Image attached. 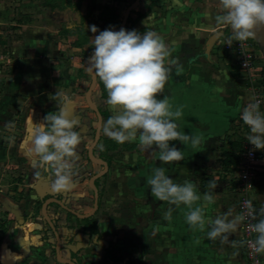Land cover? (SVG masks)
Masks as SVG:
<instances>
[{
    "label": "crops",
    "instance_id": "obj_1",
    "mask_svg": "<svg viewBox=\"0 0 264 264\" xmlns=\"http://www.w3.org/2000/svg\"><path fill=\"white\" fill-rule=\"evenodd\" d=\"M69 1L73 3L74 0ZM79 1L80 13L59 4V0L53 8L44 6L41 0H0V42L12 58L0 86V225L3 229L0 264H47L49 261L53 246L41 207L35 209L37 202L54 197L80 215L93 208L94 194L88 182L102 167L95 166L87 158L94 138L89 136L91 116L87 112L82 116L87 132L76 149L75 184L70 191L54 192L51 175L45 173L27 151L31 124L39 123L46 114L57 110L53 95L58 89L73 98V114L78 109L83 111L85 98L82 100L79 93H82L84 52L88 45L75 47L73 44L79 38L70 32L82 27L81 17L86 16L82 29L90 36L91 43L92 20L101 18L110 0ZM191 1L197 5L202 2ZM150 14L153 17L154 14ZM149 20V16L141 17L135 29L141 33L155 31L160 35L159 30L148 24ZM6 28L9 31L6 32ZM61 30L66 33L60 35ZM185 65L179 75L173 68L159 98L169 96L173 110L182 106L183 116L177 121L179 130L200 135L201 144L194 148L191 144L186 146L180 141H171L170 146L184 151V160L171 164H162L158 155L142 150L138 142H127L136 150L120 146L109 152L108 171L97 180L98 209L91 217L97 226V234L92 235L99 243L97 248L92 245L93 248L83 249L76 254L77 258L74 257L80 245L75 243L76 238L84 235L77 230H86L77 222L78 218L67 217V212L56 204L48 206V215L61 239V258L65 256L76 264H90L91 260L101 257L140 261L139 264H246L240 244V225L229 235L228 243H221L219 238L209 240L207 224L203 232L194 231L186 223V206L177 208L156 200L146 183L153 169L163 167L175 183L182 184L185 179L194 182L202 197L208 190V182L214 179L217 183L213 192L215 203L205 209L206 220L229 209L233 215L238 214L231 186L234 170L222 166L220 147L223 152L230 150V134L235 131L242 99L250 96L230 80L227 69L217 62L189 58ZM106 99L101 100V106L111 116L113 113ZM12 119L18 123V138L6 141L1 131ZM101 136L106 137L102 132ZM252 198L259 216V209L264 206V172L258 174ZM202 204L201 200L194 207ZM169 207L173 208L171 222L162 219ZM58 211L61 219L55 222L52 214ZM70 232V236L76 238L69 250L64 251L63 236ZM232 241L237 242V247H232Z\"/></svg>",
    "mask_w": 264,
    "mask_h": 264
},
{
    "label": "clouds",
    "instance_id": "obj_2",
    "mask_svg": "<svg viewBox=\"0 0 264 264\" xmlns=\"http://www.w3.org/2000/svg\"><path fill=\"white\" fill-rule=\"evenodd\" d=\"M220 12L215 15L217 28L230 27L232 41L243 42L255 38L257 29L264 27V0H219ZM92 33L99 30L90 26ZM94 50L88 58L89 71L94 72L107 91L105 101L113 113L102 125L101 132L117 143L138 142V146L158 155L162 164H171L184 160V151L170 146L171 141H180L184 145L197 147L201 144L200 135L186 134L179 130L177 123L182 116V106L173 110L170 97L163 95L173 68L179 75L182 65L178 59H171L172 50L163 37L155 31L112 28L93 35L89 44ZM57 110L46 114L39 123L31 124L28 155L39 162L40 168L51 175V188L56 193L70 191L75 184L74 167L76 149L81 143V132L76 131L77 121L73 118V98L60 89L53 95ZM241 119L249 128L246 139L255 150H264V113L260 102L252 100L244 107ZM12 128V123L6 126ZM146 183L152 197L177 208L186 206V223L195 231H204L206 224L210 228L207 238L221 243L229 242V235L236 232L238 226L247 218L256 220L257 212L252 202H246V212L233 215L229 209L214 219L205 218V209L215 203L213 192L216 181L210 180L207 191L201 197L194 182L187 179L175 183L166 175L163 167H156ZM203 201L202 206H195ZM173 208L169 207L162 219L172 220ZM261 217L249 225L256 234L254 240L247 243L255 254H264V206L259 209ZM237 247V242H231Z\"/></svg>",
    "mask_w": 264,
    "mask_h": 264
},
{
    "label": "rangeland",
    "instance_id": "obj_3",
    "mask_svg": "<svg viewBox=\"0 0 264 264\" xmlns=\"http://www.w3.org/2000/svg\"><path fill=\"white\" fill-rule=\"evenodd\" d=\"M79 0H74L73 3L70 1L71 4L79 3ZM134 0H110L109 8H112L114 10V14L117 16L116 18V25L112 27L113 30L118 31L119 23L122 20L123 13L126 10L128 6H130ZM219 0H202V2L197 5L196 3H193L191 0H161L159 4L158 3L154 6H151L150 0H140L139 6L133 11L131 14L132 20H135L138 16H149L151 17V20H149L150 25L153 26L156 30H159L160 36L163 37L166 44L171 48L172 55L170 58L172 59H178L179 63L184 66L186 64V60L189 58H204L202 56V51L204 50V42L207 39L209 35L212 33L218 31V30H224L225 36L220 38L212 48L210 52V60L213 62H217L219 65H222V68L227 69L228 74L230 75V80L234 82V84L237 87H243L244 88V94H249L250 98L242 99V108L240 110V113L238 115V120L240 119L243 111V106L245 103L249 102L251 99V93L249 90L248 83L243 79L245 78L244 72H239L238 62L243 59V55L240 54L243 53L245 56L252 57L253 60L252 63V78L255 82L256 86H260L263 88V96H264V46L261 45V40L256 36L255 38L249 39L245 42H243V47H237V44L239 42L232 41L233 47L227 48L226 44L228 43L229 37L231 36V28L230 27H221L217 28L215 25L214 17L220 12V8L218 6ZM61 4V2H58ZM107 8V7H106ZM101 13L100 16H102L105 11ZM153 13V17L150 13ZM77 15V14H76ZM80 16V15H79ZM78 17V15H77ZM93 25L98 28V26L102 25L101 18L97 19V21L94 19L92 20ZM88 25L90 21H87ZM83 27L86 24V16L81 17L80 23ZM92 26V25H91ZM126 27L129 31L136 30L134 27V24H127ZM6 32L9 31V28L5 29ZM99 33H95L93 35H98ZM9 34H7L8 36ZM93 39V37H92ZM4 42V41H2ZM6 43V42H5ZM93 48L90 46L87 47L85 53V73L83 74L84 80H83V87H82V93H79L80 96H83L88 89V86L90 84V73L87 68V61L91 53L93 52ZM186 66V65H185ZM237 74V75H236ZM92 99L95 103H99L98 105L101 106L102 102L100 100V96L98 93V89L96 87L95 91L93 92ZM84 108L83 111L75 110L76 112L73 114V118L77 121V127L76 131L81 132V137L84 136V133L87 132L86 126L83 125L82 122V116L84 112H87L90 117V130L91 133L89 136H94L95 128H96V116L95 114L88 108L85 100L84 104L82 105ZM102 107V106H101ZM264 113V107L261 109ZM86 116V115H84ZM237 120V122H238ZM12 123V128L9 129L8 127L5 129H2L1 133L3 138L6 141H14L16 138H18V123L17 120L12 119L10 121ZM235 121V123L237 124ZM235 126V125H234ZM237 126V125H236ZM232 132L230 134V138L232 140H235L236 138L233 136ZM93 141V139H92ZM220 156H222L223 148L220 147ZM96 157L97 155L94 154ZM261 167L262 172H264V150H263V159H261ZM95 166H98L94 164ZM57 210L56 207H53ZM59 212V211H58ZM54 217L55 222H58L60 217L59 213L52 214ZM50 229V228H49ZM84 230H86L84 228ZM48 231V230H47ZM58 232V231H57ZM78 233H81L83 236L77 237L76 236H70L71 232L64 235V247L63 250H69L72 241L76 238V242H79V249H76L74 254L76 257V254H78L79 251L86 249L88 247L93 248L98 246L99 243L92 239V236L88 235V232H81L80 230H77ZM80 234V235H81ZM48 237L50 239V245L53 246L51 249V257L47 264H61L59 262L55 261L54 258V246H55V238L53 236V233L48 231ZM93 245V246H92ZM242 246V245H241ZM97 248V247H96ZM73 254V253H72ZM67 255V254H66ZM77 258V257H76ZM75 258V259H76ZM62 259H68L65 258V256L62 257ZM262 264H264V254H261ZM79 260H82L81 258ZM90 264H139L136 261H125L117 258H111L107 259L105 257L101 258H95V260H91Z\"/></svg>",
    "mask_w": 264,
    "mask_h": 264
},
{
    "label": "built area",
    "instance_id": "obj_4",
    "mask_svg": "<svg viewBox=\"0 0 264 264\" xmlns=\"http://www.w3.org/2000/svg\"><path fill=\"white\" fill-rule=\"evenodd\" d=\"M227 44H226L227 48L233 47V44L231 46H228ZM237 47H241L239 43L237 44ZM240 54L243 55V59H241L238 62V67H239V72L245 73L244 75L245 78L243 79L249 85V90L251 93V99L249 102H251L252 100H258L260 102V110H261L264 107L263 88L260 86H256L252 78L251 61L253 60V58L249 56H245L241 52ZM10 55H11L10 52L0 42V86L2 83L3 75L7 72V68L12 63V58ZM249 102L245 103L243 108L246 107V105ZM236 125L237 126L235 128L234 133L241 140V150L237 153L239 156V164L235 168L232 167L234 173L231 178V186H232L233 194L237 199V203H236L237 213L243 214L246 212V202L248 201H251L253 208L256 209L254 200L252 198V192L256 186L258 174L263 170L261 167L262 165L261 159H263V150H255L254 146L247 141L246 136L247 134H249V128L247 125L244 124L241 117ZM257 221H258L257 217L256 220L247 218L240 224L241 241L246 242L255 239L256 234L250 230L249 225ZM2 235H3V230H2V226L0 225V239ZM242 250L246 264H262L261 254L253 253L251 249L248 247L247 243L242 244Z\"/></svg>",
    "mask_w": 264,
    "mask_h": 264
},
{
    "label": "water",
    "instance_id": "obj_5",
    "mask_svg": "<svg viewBox=\"0 0 264 264\" xmlns=\"http://www.w3.org/2000/svg\"><path fill=\"white\" fill-rule=\"evenodd\" d=\"M139 4H140V0H134V2L126 8V10L123 13V17H122V20L120 22V25L118 27V31L121 28H124V29L126 28L127 20L130 16L131 12L134 11L139 6ZM224 36H225L224 30H218V31L212 33L211 35H209L204 42V50L201 53L202 56L206 59H209L210 58V52H211L212 48L214 47L215 43L220 38H222ZM256 36L261 40V45L264 46V27H260L257 29V35ZM87 68L89 71L88 62H87ZM89 73H90V84L88 86V89L85 93L84 98H85V102H86L88 108L96 116V128H95V132H94L93 142L91 143V145L88 149L87 158L91 163L102 167V170L100 172H98L97 174H94L89 179V182H88V185L94 194L93 208L89 213L80 215V214L76 213L75 211L71 210L70 208L66 207L60 200H58L54 197H50V198L45 199L42 203V206H41V214L44 218V221L46 222V224L50 228V230L53 233V236L55 238L54 252H55L56 260H57V262H59L61 264H76V263L72 260H69V259H62L60 256L61 239H60V236L56 230V227H55L53 221L51 220V218L48 215V212H47L48 206H50L52 204H56L61 209L65 210L67 213H70L71 215L75 216L76 218H78L80 220H84V219H88V218L92 217L95 214L96 210L98 209V198H99L98 189L95 185V182L98 179H100L101 177H103L106 174V172L108 171V164L104 160H101L94 155V149L96 148V146L99 143L100 138H101V127L103 125V119H102V115H101L97 105L94 103V101L92 99L93 92L95 91V89L97 87L98 78L95 76L94 72L89 71Z\"/></svg>",
    "mask_w": 264,
    "mask_h": 264
},
{
    "label": "trees",
    "instance_id": "obj_6",
    "mask_svg": "<svg viewBox=\"0 0 264 264\" xmlns=\"http://www.w3.org/2000/svg\"><path fill=\"white\" fill-rule=\"evenodd\" d=\"M43 1L44 6L53 8L55 6L56 0H41ZM64 7L71 8L76 13H80V3L71 4L69 0H59ZM161 0H150L151 6L156 5ZM196 1H202V0H196ZM114 10L112 8L107 7L105 13L101 16V22L102 25L98 27L99 31H103L109 28H112L116 25V18L117 16L113 13ZM133 11L131 12V14ZM141 16H138L135 20H132L131 15L129 16L127 20V24H134L137 20H139ZM120 24V23H119ZM125 29L128 30L126 27ZM98 31V33H99ZM66 33V31L61 30L59 34ZM71 35H76L79 39L73 44L75 47L81 48L84 45H88L90 48V36L82 29V27L76 28L74 31L70 32ZM85 54V53H84ZM97 89L99 92L100 100H105L107 98V91L105 90L103 84L98 80L97 82ZM95 103V102H94ZM96 104V103H95ZM103 119V124L107 121V119L110 117L109 113L103 109L101 106L96 104ZM233 136L235 137V133H233ZM235 140H232L229 142V151L222 152L223 160H222V166L223 167H233L235 168L239 164V156L238 152L241 150V140L236 136ZM124 147L127 150H136V147L133 145L128 144L125 142L124 144H120L115 142L114 140L108 138V137H102L100 138L99 143L97 144L96 150L94 151V154L97 155V157L101 160H104L107 164L110 163V156L108 155L109 152L116 150L118 147ZM95 185L97 186V181L95 182ZM41 201L37 202L35 204V209L39 210L41 207ZM52 206V205H51ZM67 217H72L70 213H66ZM258 219H260V216H257ZM77 222L81 223L83 227L87 230L88 235H96L97 234V226L96 223L93 221V219L90 217L88 219L84 220H78ZM57 228V226H55ZM3 230V229H2ZM48 231L51 232V230L48 227ZM54 252V250H53Z\"/></svg>",
    "mask_w": 264,
    "mask_h": 264
},
{
    "label": "flooded vegetation",
    "instance_id": "obj_7",
    "mask_svg": "<svg viewBox=\"0 0 264 264\" xmlns=\"http://www.w3.org/2000/svg\"><path fill=\"white\" fill-rule=\"evenodd\" d=\"M54 256H55V252H54ZM55 258H56V256H55Z\"/></svg>",
    "mask_w": 264,
    "mask_h": 264
}]
</instances>
